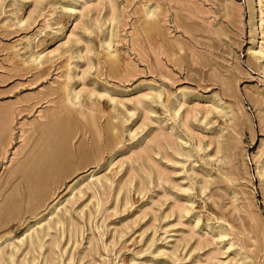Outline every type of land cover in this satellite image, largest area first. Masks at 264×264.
I'll use <instances>...</instances> for the list:
<instances>
[{
	"label": "rangeland",
	"instance_id": "1",
	"mask_svg": "<svg viewBox=\"0 0 264 264\" xmlns=\"http://www.w3.org/2000/svg\"><path fill=\"white\" fill-rule=\"evenodd\" d=\"M9 111L0 264H264V0H0Z\"/></svg>",
	"mask_w": 264,
	"mask_h": 264
},
{
	"label": "bare ground",
	"instance_id": "2",
	"mask_svg": "<svg viewBox=\"0 0 264 264\" xmlns=\"http://www.w3.org/2000/svg\"><path fill=\"white\" fill-rule=\"evenodd\" d=\"M148 28L150 30L152 29L153 31V24L150 23L148 25ZM163 97L164 96L161 93H158L156 95V98L158 100L162 99ZM77 98L76 96H74L72 99L74 100ZM6 113L7 112H5V118H2L3 120L5 119V122L3 121L4 123L0 127V140H3L2 136L6 134L5 130L8 123H10L8 121H10L12 116V112H10L9 114ZM50 127L53 128H50V130L47 128L49 130V134L45 132V134L47 135V141L44 142L45 144L43 150L38 155L33 157V160L31 159L32 161H28L29 163H26V168L23 167L24 170L22 172V175L27 182L28 188H32L34 189V191L44 188V186L49 181L51 182V180H54L56 174H58L59 170L63 167L65 162H67V160L71 158L72 155V153L69 152L70 150H68L69 148L67 146V134L69 129H67L65 125L61 123V121L60 125L56 122L53 123V125H51ZM3 132L5 134H3ZM39 192H41V190Z\"/></svg>",
	"mask_w": 264,
	"mask_h": 264
}]
</instances>
